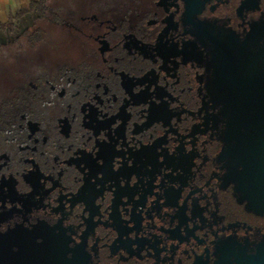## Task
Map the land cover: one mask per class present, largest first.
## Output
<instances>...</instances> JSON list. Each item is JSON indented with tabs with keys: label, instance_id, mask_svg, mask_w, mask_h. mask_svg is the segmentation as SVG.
Returning <instances> with one entry per match:
<instances>
[{
	"label": "flooded vegetation",
	"instance_id": "flooded-vegetation-1",
	"mask_svg": "<svg viewBox=\"0 0 264 264\" xmlns=\"http://www.w3.org/2000/svg\"><path fill=\"white\" fill-rule=\"evenodd\" d=\"M71 2L55 49L0 65V232L30 236L12 256L240 264L264 251V0Z\"/></svg>",
	"mask_w": 264,
	"mask_h": 264
},
{
	"label": "trees",
	"instance_id": "trees-1",
	"mask_svg": "<svg viewBox=\"0 0 264 264\" xmlns=\"http://www.w3.org/2000/svg\"><path fill=\"white\" fill-rule=\"evenodd\" d=\"M60 13L61 5H55L52 0H31L28 7L21 8L8 21H0V29L12 36L10 41L0 43V65L7 66L9 64L5 53H7V48L12 45L15 47L16 53L23 52L26 46L35 47L43 42H48L47 44L49 45L52 39L48 38V30L45 28L44 23L49 20L51 15V21L57 25L58 21H60ZM28 14L35 15L32 25L24 27L17 34V21L19 22L20 19H23Z\"/></svg>",
	"mask_w": 264,
	"mask_h": 264
},
{
	"label": "rangeland",
	"instance_id": "rangeland-1",
	"mask_svg": "<svg viewBox=\"0 0 264 264\" xmlns=\"http://www.w3.org/2000/svg\"><path fill=\"white\" fill-rule=\"evenodd\" d=\"M73 1V0H72ZM52 2L56 5H63L66 7L67 6L70 8L71 5V0H52ZM76 2H79L80 4L83 2H89V0H75V4ZM67 7V9H68ZM35 15H26L23 17V19H20L19 22L17 21V28H16V33L19 34V32L26 26L32 25V21L34 19ZM52 17L51 15L49 16V20L46 21V23H44L45 28L48 30V38H51L52 40L50 41V44L48 45V42H43L42 44L38 45V47L41 48H45V46H52L53 49L56 48L57 45V40H56V36L60 33V29L56 26V24H54V22L51 21ZM12 39V36L8 35L6 32L2 31L0 29V43H5L7 41H10ZM61 42V41H60ZM62 45V43H61ZM29 47L26 46L25 50L23 52H20L18 54H24L27 49ZM7 53H5L7 59L9 60V62L14 61V55L16 52L15 47L10 46L7 48ZM3 58H5V56H3ZM1 68V66H0ZM26 238H30L29 235L23 234L22 231H20L18 228L13 230H9L8 232H0V264H26V260L25 259H20V257H18L17 255L12 256V252L11 250H8V248L6 247V245L11 246L12 243L14 241H16V243H21L23 244V242H25L24 240Z\"/></svg>",
	"mask_w": 264,
	"mask_h": 264
},
{
	"label": "water",
	"instance_id": "water-1",
	"mask_svg": "<svg viewBox=\"0 0 264 264\" xmlns=\"http://www.w3.org/2000/svg\"><path fill=\"white\" fill-rule=\"evenodd\" d=\"M239 86L245 88L247 87V85H243L241 82H239ZM253 107L254 110H256L255 117H257L256 123L258 124L259 127V140L261 142H264V100L255 101ZM240 264H264V251L259 252L258 254L248 258L247 260L241 262Z\"/></svg>",
	"mask_w": 264,
	"mask_h": 264
},
{
	"label": "crops",
	"instance_id": "crops-1",
	"mask_svg": "<svg viewBox=\"0 0 264 264\" xmlns=\"http://www.w3.org/2000/svg\"><path fill=\"white\" fill-rule=\"evenodd\" d=\"M31 0H0V21L6 22L21 8L29 6Z\"/></svg>",
	"mask_w": 264,
	"mask_h": 264
}]
</instances>
